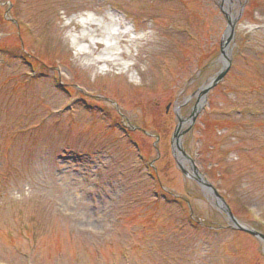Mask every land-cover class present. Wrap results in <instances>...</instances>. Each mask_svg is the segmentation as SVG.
<instances>
[{"label":"rangeland","instance_id":"1","mask_svg":"<svg viewBox=\"0 0 264 264\" xmlns=\"http://www.w3.org/2000/svg\"><path fill=\"white\" fill-rule=\"evenodd\" d=\"M262 223L264 0H0V264H264Z\"/></svg>","mask_w":264,"mask_h":264},{"label":"bare ground","instance_id":"2","mask_svg":"<svg viewBox=\"0 0 264 264\" xmlns=\"http://www.w3.org/2000/svg\"><path fill=\"white\" fill-rule=\"evenodd\" d=\"M83 23H85V25H89V24H91L90 25V27L91 28H94V30L96 31V32H100V34H102V33H104L105 34V36H106V38H103V39H105V41H108V37H111V38H114L115 36H117V39L116 40H119V39H121V34L122 33H117V31L115 32L113 29H109L108 27H105L104 29H102V27L100 26V23H98L97 21H95V22H91V21H83ZM80 25V24H79ZM89 27V26H88ZM118 30V29H117ZM117 33V34H116ZM104 37V36H103ZM103 39H101V40H96V42H93L94 44L95 43H98V42H100V43H102V44H104V40ZM92 41H93V39H92ZM92 44V43H91ZM108 50V49H107ZM227 51V50H226ZM227 53H228V51H227ZM226 54V53H225ZM226 59H227V56H226ZM187 120L188 119H182V123L180 122V124H181V126L183 127V126H186L187 124H188V122H187ZM55 263V262H54Z\"/></svg>","mask_w":264,"mask_h":264},{"label":"water","instance_id":"3","mask_svg":"<svg viewBox=\"0 0 264 264\" xmlns=\"http://www.w3.org/2000/svg\"><path fill=\"white\" fill-rule=\"evenodd\" d=\"M228 23H229V26L231 28V31L229 32V35H228L230 37H228L227 41L225 40V43L223 45H221L222 49H224L223 47H225L228 44V42L230 41V39H232V24L229 21H228ZM224 67L225 68L215 76V78L213 80V84L211 86H209L208 88H206L205 93H207L209 91V89H211L214 85H216L222 79V77L225 75V73L227 72L228 65H225ZM177 138H178V136L175 132V134L173 135V141H174V139H177ZM193 170L195 171V175H191V176L189 175L188 177H190L191 179H193L194 181H196L198 184L201 185L203 183L201 178L198 176L196 169L193 168ZM183 173L185 175H187L186 172L183 171Z\"/></svg>","mask_w":264,"mask_h":264}]
</instances>
